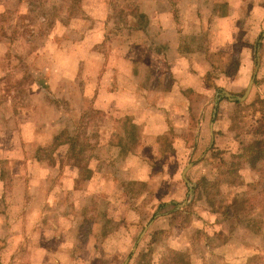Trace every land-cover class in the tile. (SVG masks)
<instances>
[{
    "label": "rangeland",
    "instance_id": "374dc122",
    "mask_svg": "<svg viewBox=\"0 0 264 264\" xmlns=\"http://www.w3.org/2000/svg\"><path fill=\"white\" fill-rule=\"evenodd\" d=\"M169 2L0 0V264H264V0Z\"/></svg>",
    "mask_w": 264,
    "mask_h": 264
},
{
    "label": "crops",
    "instance_id": "0c3cea01",
    "mask_svg": "<svg viewBox=\"0 0 264 264\" xmlns=\"http://www.w3.org/2000/svg\"><path fill=\"white\" fill-rule=\"evenodd\" d=\"M162 0H153L152 2H150L151 6H148V3L146 0H142V3H140V14H142L144 16V20L147 21V24L145 25L144 30L141 31V33L144 35H148L150 34V36L153 37L152 39V43H153V50H158V51H162V55L157 56V60H160V58L166 63L172 64L174 62H180V61H184V54H186V50L185 48L182 46V42H181V34L184 33L185 31L181 30V26H179V24L177 23V20L175 18V13L173 12V8H172V4L171 2H169V5L165 6H159L161 9H159L158 2L160 3ZM233 2V1H231ZM166 4V3H165ZM232 4V3H231ZM92 18L96 19V18H105L107 16V12H103L101 14H98L97 12L93 11L92 13L89 14ZM196 18H198V15L196 14ZM203 15H199V18L197 19V24L193 27V34L191 35V37H201L203 38V36H207L206 31L202 30L200 28L201 26V21H202ZM226 17H223V19H225ZM100 29H89L88 32L89 33H94V32H102L101 27H99ZM227 32H225L226 35ZM206 44V42H205ZM205 46V45H204ZM203 47H196L194 48V52L195 54H198L201 51H206V48ZM233 46V43H232ZM232 49V47H231ZM223 52V55H226V53L224 51H226V49H221ZM192 51V50H191ZM190 55H194V54H190ZM203 59V54L199 55L198 60ZM108 68V66L106 67ZM147 80V79H146ZM151 83H148V85L150 86V88H153L152 85H150ZM148 85L146 83H142L139 89L140 92V96H136L134 101H141L140 98H142V100H144V96L145 98L149 97V94L147 93V91H149V89H146L144 87H148ZM176 88V82L174 81V85H170L169 88L167 89H161L158 86H155L154 89L156 90V88H160L161 90H157L159 91L163 96H165L164 94H170L175 88ZM152 90V89H151ZM145 92L147 94H143L142 92ZM109 91H107V93H109ZM114 92H111V95ZM153 93H155V91H153ZM139 95V94H138ZM95 97V96H94ZM119 99H122V96H120ZM139 105V103H138ZM141 105V104H140ZM139 105V106H140ZM160 105H157V108H159ZM134 107V103H132L129 107V109H133ZM150 108H152L150 106ZM141 109L143 111V114L146 113V111H144V107L141 105ZM159 116L161 117H165V113L164 112H159L158 113ZM163 122L165 123V118L163 119ZM66 144V143H65ZM63 145V144H61Z\"/></svg>",
    "mask_w": 264,
    "mask_h": 264
},
{
    "label": "trees",
    "instance_id": "16d2710c",
    "mask_svg": "<svg viewBox=\"0 0 264 264\" xmlns=\"http://www.w3.org/2000/svg\"><path fill=\"white\" fill-rule=\"evenodd\" d=\"M139 17L144 18V16L142 14H140ZM257 102L259 104H261V105H264V99H260ZM235 104L237 106H239L240 105V102L238 100H235ZM232 122L234 123V117L232 118ZM64 134H65V132L64 131H61V133L55 137V142H56V144H54L55 147H56V145H61V144H65V143L68 144L69 143V140L68 141L62 140V137L64 136Z\"/></svg>",
    "mask_w": 264,
    "mask_h": 264
},
{
    "label": "water",
    "instance_id": "95a60500",
    "mask_svg": "<svg viewBox=\"0 0 264 264\" xmlns=\"http://www.w3.org/2000/svg\"><path fill=\"white\" fill-rule=\"evenodd\" d=\"M253 81H254V77L249 81V84H248V86H247V88H246V90H245L243 96H242V97H238V98H236V100L241 101V100H244V99H245V97L248 95V93H249V91H250V89H251V87H252ZM226 96H227L230 100H233V99H234V98H231L230 95H229L228 93H226ZM190 165H191V164H189L188 167H189ZM186 169H187V168H186ZM186 169H185V170H186ZM185 170H184V173H183V177H184V174H185ZM185 181H186V180H185Z\"/></svg>",
    "mask_w": 264,
    "mask_h": 264
}]
</instances>
